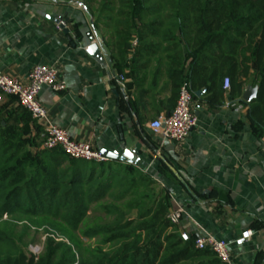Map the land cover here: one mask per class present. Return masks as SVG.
<instances>
[{"label":"crops","instance_id":"obj_1","mask_svg":"<svg viewBox=\"0 0 264 264\" xmlns=\"http://www.w3.org/2000/svg\"><path fill=\"white\" fill-rule=\"evenodd\" d=\"M59 16L65 27L55 21ZM94 22L84 0H0V69L26 83L33 67L57 66L67 89L44 86L39 96L54 124L100 151L123 155L140 143L141 161L133 164L162 179L172 195L170 210L183 208L180 233L226 240L230 264H264V132L255 129L250 102L243 99L251 80L231 78L230 89H224L219 76L221 94L209 89L211 79L196 85L194 93L202 91L194 99L197 126L182 142L167 139L150 123L173 111L190 59L177 64L165 52L138 48L134 39L116 65L117 47ZM89 34L101 57L87 51ZM119 74L126 77L125 88ZM213 94L219 102L207 99ZM0 111L3 125L26 128L43 146L45 125L30 118L16 97L3 95ZM246 230L252 234L238 245Z\"/></svg>","mask_w":264,"mask_h":264},{"label":"trees","instance_id":"obj_2","mask_svg":"<svg viewBox=\"0 0 264 264\" xmlns=\"http://www.w3.org/2000/svg\"><path fill=\"white\" fill-rule=\"evenodd\" d=\"M84 3L95 30H103L117 47L116 65L135 39L138 48L153 55L165 52L177 64L190 59L183 80L195 89L211 79L209 89L216 94L223 87L219 76H246L250 63L255 64L251 84L258 86V96L249 106L255 129L264 132V0ZM215 94L207 98L212 103L219 102ZM2 120L0 111V224L28 219L57 230L71 244L49 238L35 263L13 233L0 228V264H228L210 250L196 249L195 238H182L167 217L172 206L168 190L148 191L157 181L141 168L114 159H75L60 147H40L26 128ZM106 198L111 201L101 204ZM125 200L124 206L118 204ZM94 205L113 219L83 227ZM81 237H99L100 244L85 247Z\"/></svg>","mask_w":264,"mask_h":264},{"label":"built area","instance_id":"obj_3","mask_svg":"<svg viewBox=\"0 0 264 264\" xmlns=\"http://www.w3.org/2000/svg\"><path fill=\"white\" fill-rule=\"evenodd\" d=\"M63 22V21H62ZM64 24V22H63ZM117 81L122 88L126 87V77L117 76ZM44 86H49L56 92L67 89V82L60 74L57 66L42 64L33 67L28 76V81L23 83L16 77L6 74L0 69V101L3 95L14 96L20 105L25 108L34 120L45 125V148L60 147L68 156L87 161L105 162L109 160L102 151L96 149L88 142L73 139L68 130L54 124L49 116L48 109L40 101V93ZM230 77L224 78V89H230ZM195 93L190 82L184 81L179 89V95L173 111L169 115H161L151 123V129L165 138L177 142L184 141L197 126L198 116L194 110ZM183 208L177 207L170 210L167 217L174 225L179 224ZM7 216V215H5ZM252 234L246 230L243 236L236 240L238 245L243 244ZM184 240L190 238L189 234L181 233ZM195 247L199 250H210L224 263L230 264V243L212 235H204L195 239ZM33 253H38V248H31Z\"/></svg>","mask_w":264,"mask_h":264},{"label":"rangeland","instance_id":"obj_4","mask_svg":"<svg viewBox=\"0 0 264 264\" xmlns=\"http://www.w3.org/2000/svg\"><path fill=\"white\" fill-rule=\"evenodd\" d=\"M255 71V64L250 63V70L249 74L246 75L248 79L251 81L253 80V75ZM13 126V125H10ZM154 178V177H153ZM156 179L157 183L153 185L148 191H152V193H158L159 191L166 190L167 187L163 184L162 179L154 178ZM168 190V189H167ZM169 193V191H168ZM169 197L172 199V195L169 193ZM111 200L109 198H106L101 202V204L108 203ZM127 202V200L121 202H118L120 206H124V204ZM99 205H94L91 207L85 221L83 222L82 226L87 227L89 225H95V224H106L110 223L113 219L111 215L103 211L98 207ZM20 216H16L15 218H19ZM7 216H4V219H7ZM31 221L27 220H16L9 222L10 224L4 226L2 223L0 224V228L2 230H8L13 233L16 240H18V243L21 245V247L24 248L27 256L29 258H32L34 262H39L40 257L43 255L45 251V246L49 238H53L55 242L65 241L68 244H71L69 240L63 235L60 234L57 230L44 226V227H37L30 223ZM81 240L85 247H95L98 244H100V238H84L81 237ZM38 248V253H33L31 248ZM107 247V246H106ZM76 264V263H75Z\"/></svg>","mask_w":264,"mask_h":264},{"label":"water","instance_id":"obj_5","mask_svg":"<svg viewBox=\"0 0 264 264\" xmlns=\"http://www.w3.org/2000/svg\"><path fill=\"white\" fill-rule=\"evenodd\" d=\"M56 22H58L61 27H65L63 24V17L59 16L57 19H55ZM68 32V29L65 30ZM89 45L87 46V51L92 55L96 57H101V48L98 43V41L95 39V36L93 34H89ZM202 91L195 92L196 95H200ZM258 96V86L249 85L243 94V99L247 102H251ZM4 124V122H3ZM102 153L107 156L110 159L119 160V161H130L134 163L135 165H139L141 159L139 158L141 154V144H136V147L131 151V153L125 152V154H121L119 152H110L108 150H102Z\"/></svg>","mask_w":264,"mask_h":264}]
</instances>
